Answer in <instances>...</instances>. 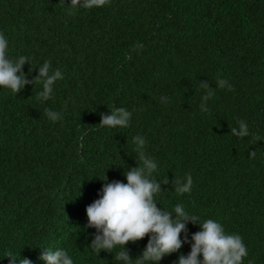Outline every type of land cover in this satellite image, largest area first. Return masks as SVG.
<instances>
[{
    "label": "trees",
    "instance_id": "obj_1",
    "mask_svg": "<svg viewBox=\"0 0 264 264\" xmlns=\"http://www.w3.org/2000/svg\"><path fill=\"white\" fill-rule=\"evenodd\" d=\"M70 3L0 0L9 58H30L29 80L46 61L64 77L43 102L40 83L17 95L0 86V264H9L6 250L46 264L38 258L46 249L66 250L74 264H123L119 247L99 255L89 247L96 229H85L86 208L105 174L127 183L137 135L157 163L153 176L169 181L157 207L174 214L182 204L201 222H219L242 237V264H264V0H110L74 15ZM205 82L214 95L202 111ZM112 107L132 113L128 127L99 125ZM240 120L248 137L231 133ZM187 175L192 189L179 194L172 181ZM186 227L189 240L201 230ZM148 238L126 245L133 264ZM190 250L185 243L159 264Z\"/></svg>",
    "mask_w": 264,
    "mask_h": 264
},
{
    "label": "clouds",
    "instance_id": "obj_2",
    "mask_svg": "<svg viewBox=\"0 0 264 264\" xmlns=\"http://www.w3.org/2000/svg\"><path fill=\"white\" fill-rule=\"evenodd\" d=\"M109 3L110 0H71L68 14L74 15L80 8H99ZM7 52L8 40L0 33V86L17 95L25 85L40 83L42 91L38 93L37 99L41 102L51 99L54 84L64 78L61 70L52 69L51 62L46 61L39 67V74L29 80L23 66L28 62V73L33 71L30 58L19 56L12 59ZM217 85L232 90V86L225 80H218ZM200 87L206 90L200 107L202 111H207L206 102L212 98L214 90L207 82L201 83ZM161 99L166 101L167 97ZM45 115L52 121L60 119V114L50 109H45ZM100 115V126L126 128L132 113L123 107H112L110 115ZM237 123L239 129L232 128L231 133L239 138L248 137L250 132L247 123L243 120ZM253 139L259 141L260 137L257 135ZM133 143L136 145L134 151L138 154L139 163L137 167L123 173L127 183L118 180L109 182L105 174L104 178H100L104 183L98 193L99 198L86 208L85 229H96L89 247L98 255L101 250L113 253L119 247L115 260L133 264L126 245L148 236L147 245L142 254L135 258V264H159L163 257L178 252L185 243H190V253L187 256L180 254L176 264H242L248 252L240 235L227 234L224 227L213 219L201 222L198 216L190 215L182 204L175 206L174 214L157 207L155 197L162 192L161 185L169 183L168 178L161 182L153 176L157 171V163L144 151L145 139L137 135ZM250 156L254 157L255 151L250 152ZM185 179L186 182L177 178L172 181L179 194L189 193L192 189L191 175ZM189 221L193 224L199 222L201 229L192 234L190 240L186 227ZM182 232L185 234L183 240L180 238ZM4 255L9 264H33L32 260L17 257L11 250H6ZM201 255L202 260L199 258ZM38 258L46 264H74L73 258L64 249H46Z\"/></svg>",
    "mask_w": 264,
    "mask_h": 264
}]
</instances>
